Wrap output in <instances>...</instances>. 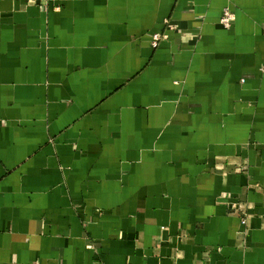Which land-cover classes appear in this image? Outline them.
Returning a JSON list of instances; mask_svg holds the SVG:
<instances>
[{
    "label": "crops",
    "instance_id": "0c3cea01",
    "mask_svg": "<svg viewBox=\"0 0 264 264\" xmlns=\"http://www.w3.org/2000/svg\"><path fill=\"white\" fill-rule=\"evenodd\" d=\"M0 264H264V0H0Z\"/></svg>",
    "mask_w": 264,
    "mask_h": 264
},
{
    "label": "built area",
    "instance_id": "2783aa9c",
    "mask_svg": "<svg viewBox=\"0 0 264 264\" xmlns=\"http://www.w3.org/2000/svg\"><path fill=\"white\" fill-rule=\"evenodd\" d=\"M234 17H235L234 13L230 9V7H224L222 10L221 16L219 18V22L223 27L227 28V27L231 26V24L234 20ZM165 22H167V21H165ZM167 26L169 27V29H173V26L171 24H169L168 22H167ZM167 37H168V33L166 31L151 33L149 36L151 47L152 48L158 47L160 42L167 39ZM242 223H245L244 218L242 219Z\"/></svg>",
    "mask_w": 264,
    "mask_h": 264
}]
</instances>
